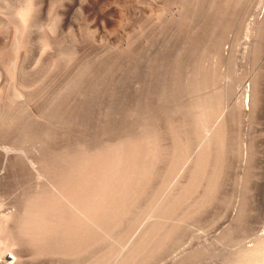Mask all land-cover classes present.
<instances>
[{"label": "rangeland", "instance_id": "374dc122", "mask_svg": "<svg viewBox=\"0 0 264 264\" xmlns=\"http://www.w3.org/2000/svg\"><path fill=\"white\" fill-rule=\"evenodd\" d=\"M263 157L264 0H0V264H264Z\"/></svg>", "mask_w": 264, "mask_h": 264}, {"label": "bare ground", "instance_id": "6f19581e", "mask_svg": "<svg viewBox=\"0 0 264 264\" xmlns=\"http://www.w3.org/2000/svg\"><path fill=\"white\" fill-rule=\"evenodd\" d=\"M264 158V157H263ZM262 164L264 165V160H263V162H262ZM261 166V165H260ZM262 167V166H261ZM264 175V174H263ZM262 186H260L261 188H264V176H263V180H262ZM262 200H263V203H264V194H262ZM255 251H252V253H254V254H258L260 251H261V249H254ZM246 253H250V251H246Z\"/></svg>", "mask_w": 264, "mask_h": 264}]
</instances>
